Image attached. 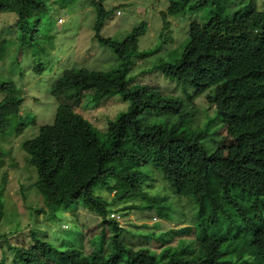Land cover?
<instances>
[{
    "label": "trees",
    "instance_id": "16d2710c",
    "mask_svg": "<svg viewBox=\"0 0 264 264\" xmlns=\"http://www.w3.org/2000/svg\"><path fill=\"white\" fill-rule=\"evenodd\" d=\"M262 3L259 9L255 0L237 7H232L231 0H171L167 8L168 15H177L213 7L207 21H216V27L208 30L204 23L192 21L180 57L173 63L161 62L155 69L181 84H190L193 90L187 92L188 101L205 94L222 124L243 127L233 137L235 153L225 155L209 151L202 143L209 129H193L191 111L177 99H165V107L176 116L174 123L143 122L140 113L147 104L141 105L125 91L129 80L124 69L138 53L145 23L140 22L121 41L100 37L104 20L112 12L104 9L101 0L92 2L97 11L95 36L119 64L106 71L66 69L63 77L65 81L97 79L110 87L105 89L102 83L54 85V121L41 125L36 136L22 143V149L36 172L34 186L44 203L41 212L55 218L58 209L82 204L97 213L111 233L106 237L102 230L92 237L93 251L83 256V262H78L81 247L60 249L33 236L52 264H264V0ZM50 6V0H0L1 12L16 15V36L22 48L36 43L40 50L39 29ZM138 88L144 101L157 95L147 85ZM17 91L13 80L0 79V92L5 94L0 100V130L8 129L11 118L20 112L23 100ZM87 91L94 104L108 94L129 101L126 110L108 120L105 132L75 111ZM28 124L20 121L18 130ZM3 154L0 147V166ZM150 167L162 173L174 195L189 198L197 215L193 224L161 235L165 238L157 240L159 250L134 249L122 239L125 229L107 216L113 212L112 206L123 201L143 200L142 205L121 208L131 210L153 207L157 200L165 199L160 193L150 196L144 190ZM102 188L114 191L110 201L99 194ZM2 206L0 198V219ZM155 207L164 216L161 206ZM174 233L191 236L172 245L165 235ZM10 249L15 264H31L24 246L10 245Z\"/></svg>",
    "mask_w": 264,
    "mask_h": 264
},
{
    "label": "rangeland",
    "instance_id": "374dc122",
    "mask_svg": "<svg viewBox=\"0 0 264 264\" xmlns=\"http://www.w3.org/2000/svg\"><path fill=\"white\" fill-rule=\"evenodd\" d=\"M93 1L98 0H50L51 6L39 29L41 38L38 51L36 43L23 48L20 46L16 36V15L0 11V79L13 80L18 89L16 95L23 100L18 116L11 118L9 128L0 130V147L4 151L0 166V198L3 204L0 219V264H15L10 245L24 246L31 264H52L33 236L60 249L81 247L82 255L78 257V262H83V256L93 251L90 243L92 237L102 230L106 231V237L110 236V229L101 217L82 204H78L76 208L58 209L55 218H49L41 212L40 208H44V203L34 186L36 172L22 149V143L36 136L41 125L53 123L56 109V101L52 96L54 85L59 83L61 87H73L78 83H102L105 89L110 87L107 82L97 79L65 81L63 77L66 69L106 71L119 64L115 54L95 36L97 11L92 5ZM170 1L101 0L104 9L111 10L112 13L105 18L99 35L121 41L140 22H144V32L138 38V53L130 57L124 69L125 78L129 80L125 91L131 93L141 105L147 104L146 109L140 113L143 122L147 124L165 120L168 124L174 123L176 116L165 107V99H177L186 104V110L191 111L190 124L193 129H209L202 138V143L209 151L232 155L236 151L233 137L243 127L238 124H222L213 105L207 103L205 94L192 102L188 101L187 92L193 90L190 84H181L162 70L155 69L161 62L173 63L180 57L189 39L192 21L204 23L208 30H213L217 24L216 21H207L211 16L209 11L213 10L212 6L168 15ZM262 1L255 0L257 8H263ZM231 2L232 7H237L247 5L251 0ZM117 10L121 11L120 15L116 14ZM166 22L169 24L167 28ZM46 37L50 38L49 42ZM38 67H42V71ZM139 85L152 87L156 91V97L144 101ZM89 92L91 91L85 93L75 111L87 118L98 130L105 132L108 120L126 110L129 101L119 94H108L99 104H94ZM4 95L0 92V100ZM32 119L35 121L30 124ZM20 121L29 124L19 131ZM155 169H150L149 182L144 190L150 196L160 193L165 198L163 201L157 200L153 207L131 210L121 208L130 204L142 205L143 200L123 201L112 206L113 212L107 216L108 219L117 220L118 225L125 229L122 239L134 249L148 247L159 250L156 247L157 240L164 241L165 238L161 235L184 225H191L196 220V206L193 207L189 198L174 195L167 189L162 173ZM151 183L152 186L148 187ZM99 194L110 201L114 191L102 188ZM155 205L161 206L164 216L158 213ZM165 236L168 243L176 245L181 238L191 235L174 233Z\"/></svg>",
    "mask_w": 264,
    "mask_h": 264
},
{
    "label": "built area",
    "instance_id": "2783aa9c",
    "mask_svg": "<svg viewBox=\"0 0 264 264\" xmlns=\"http://www.w3.org/2000/svg\"><path fill=\"white\" fill-rule=\"evenodd\" d=\"M116 14H117V15H120V14H121V11H120V10H117V11H116ZM59 21L62 22V19H59Z\"/></svg>",
    "mask_w": 264,
    "mask_h": 264
},
{
    "label": "clouds",
    "instance_id": "9594fccd",
    "mask_svg": "<svg viewBox=\"0 0 264 264\" xmlns=\"http://www.w3.org/2000/svg\"><path fill=\"white\" fill-rule=\"evenodd\" d=\"M214 107V106H213ZM113 220H115V219H113ZM116 222H117V220H115Z\"/></svg>",
    "mask_w": 264,
    "mask_h": 264
}]
</instances>
